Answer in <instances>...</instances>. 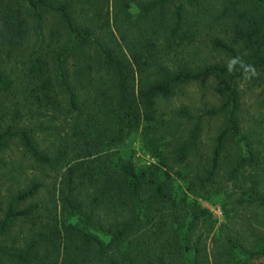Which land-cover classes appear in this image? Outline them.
<instances>
[{"label": "trees", "instance_id": "16d2710c", "mask_svg": "<svg viewBox=\"0 0 264 264\" xmlns=\"http://www.w3.org/2000/svg\"><path fill=\"white\" fill-rule=\"evenodd\" d=\"M0 264H264V0H0Z\"/></svg>", "mask_w": 264, "mask_h": 264}, {"label": "rangeland", "instance_id": "374dc122", "mask_svg": "<svg viewBox=\"0 0 264 264\" xmlns=\"http://www.w3.org/2000/svg\"><path fill=\"white\" fill-rule=\"evenodd\" d=\"M212 97L215 99L214 95L211 93V83L204 82L199 85H192L188 87L187 90L184 91V94L177 95L176 97L165 102V107H167L168 110L169 108H175L181 105L182 103H185L193 106L194 110H197L204 103H208L209 101L211 102ZM246 99H248L246 104L249 109L255 107L254 105H252L251 98L250 99L246 98ZM123 148L138 150L139 148L138 135H133V137L126 143V145L123 146ZM150 161H152L150 156L145 155L141 152L137 153L136 162L139 166H143ZM205 206L209 207L213 211L214 215L219 218V222H222L224 220L223 213L219 207L209 205L207 203H205Z\"/></svg>", "mask_w": 264, "mask_h": 264}]
</instances>
